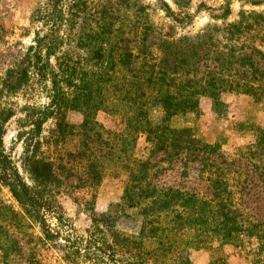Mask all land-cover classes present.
<instances>
[{
  "label": "trees",
  "instance_id": "trees-1",
  "mask_svg": "<svg viewBox=\"0 0 264 264\" xmlns=\"http://www.w3.org/2000/svg\"><path fill=\"white\" fill-rule=\"evenodd\" d=\"M191 2L44 0L31 42L0 51V264H193L191 249L250 239L264 264V125L250 118L264 116V10L243 8L264 0ZM201 11L202 27L178 34ZM226 93L251 99L233 154L198 122L201 98L222 115ZM12 118L18 157L4 144ZM107 177L118 199L79 233L61 197Z\"/></svg>",
  "mask_w": 264,
  "mask_h": 264
},
{
  "label": "rangeland",
  "instance_id": "rangeland-1",
  "mask_svg": "<svg viewBox=\"0 0 264 264\" xmlns=\"http://www.w3.org/2000/svg\"><path fill=\"white\" fill-rule=\"evenodd\" d=\"M44 0H0V51H9L8 47H19L20 44L27 45L33 37L34 26L30 23V14L34 6ZM148 1V0H147ZM153 1V0H150ZM170 1V0H167ZM222 0H192V10L194 11L200 2L208 6H216ZM241 2L232 4V12L229 20L237 17V12L241 8ZM245 9L255 8L264 10V5L250 6L243 5ZM155 22L166 30L169 23L164 13L158 9L153 10ZM208 20L207 13L201 11L195 17L194 21L181 29H177L178 34H193ZM3 57H0V75L3 72L2 62ZM223 112L222 115H217L211 110V101L207 97H202L200 100L201 115L198 122L209 141H213L219 135H226L227 142L223 145V150L226 153L233 154L240 152L243 145L247 143L248 137L242 136L238 128L239 121L246 113L250 115L249 107L251 99L246 94L226 93L223 95ZM15 101L22 103V99L15 98ZM69 118L77 122L80 120V115L77 112L69 113ZM99 120L108 128L118 129L122 126L120 119L117 116L109 115L100 112ZM255 119L257 123L264 125V116L256 112L250 117ZM15 118H12L7 123V132L4 136V144L7 149H12V154L18 157L21 152V144L17 143L16 123ZM254 121V120H253ZM51 122L46 124L48 127ZM120 183L118 180L107 177L102 182L101 186L96 191L80 188L72 190L69 194H64L61 197V204L79 233L90 224L91 213L100 214L104 212L109 203L116 201L119 196ZM3 197L7 202L14 203L11 195L4 189ZM256 242L254 239L246 241L245 246L236 245H218L217 243H209L201 249H191L190 257L193 264H253V249ZM248 252V253H247ZM172 264V263H167Z\"/></svg>",
  "mask_w": 264,
  "mask_h": 264
}]
</instances>
